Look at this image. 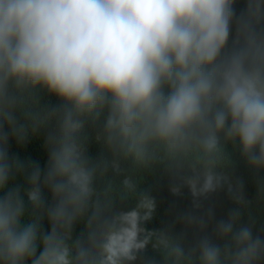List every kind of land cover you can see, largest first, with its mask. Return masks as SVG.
<instances>
[{
	"label": "clouds",
	"instance_id": "obj_1",
	"mask_svg": "<svg viewBox=\"0 0 264 264\" xmlns=\"http://www.w3.org/2000/svg\"><path fill=\"white\" fill-rule=\"evenodd\" d=\"M233 4L0 0V191L7 188L0 196V264H134L149 245L160 264L264 260V240L252 227L234 229L237 209L215 225L222 244L205 236L186 251L180 239L144 227L156 208L150 194L141 193L134 207H115L135 193L134 176L154 165L174 178L188 170L180 179L195 207L225 184L233 193L219 170L229 143L264 169V0H247L239 17ZM234 22L236 37L225 51ZM38 90L63 103L41 106ZM101 117L96 139L107 155L93 161L81 133L85 119ZM52 122L42 178L38 164L27 172L10 159L6 145L9 135L22 142L28 127L35 132ZM109 171L124 178L106 179ZM26 172L30 188L9 187ZM41 179L54 204L47 208L50 231L38 244V224L24 222V196L42 207ZM183 220L194 222L191 215ZM77 221L85 229L72 240Z\"/></svg>",
	"mask_w": 264,
	"mask_h": 264
},
{
	"label": "trees",
	"instance_id": "obj_2",
	"mask_svg": "<svg viewBox=\"0 0 264 264\" xmlns=\"http://www.w3.org/2000/svg\"><path fill=\"white\" fill-rule=\"evenodd\" d=\"M246 7L247 0H234L233 8L236 17L241 16L246 11ZM235 37L236 24L234 22L225 51L232 48ZM37 95L40 97L41 106L47 105L49 108H53L63 103L57 96L48 94L46 91L38 90ZM102 119L103 117L96 122L85 119V127L81 133L86 146V155L93 161L99 160L101 155H107L102 143L96 139L100 132ZM54 127V122L41 127L35 132L32 131L31 127H28L25 139L22 142H17L14 137L9 135L6 145L9 158L19 159L23 162L27 172L31 171L29 165L38 164L43 178L48 160L45 138ZM4 130L9 131L7 125H5ZM226 152L228 162L219 170L228 177V181L233 188L231 194L228 192V185L225 184L217 191L200 197L199 207H195L194 198L189 187L183 185L180 179V177L190 174L188 170H181L179 175L174 178L162 165H154L152 168L143 170L134 176L137 184L135 193L123 202L118 201L115 207L117 209L134 207L141 193L150 194L155 199L156 208L152 218L145 222L144 227L151 231H164L171 237L180 239L186 251L205 236L211 238L215 243L222 244L223 241L216 237L214 228L219 220H227L229 212L233 209L240 212L239 219L234 223V229L239 230L242 226H251L253 236H259L264 240V192H261V188L264 187V169L252 167L241 154L238 143L236 145L227 144ZM27 172L10 179L9 187L19 184L23 189L30 188L31 186L27 183L26 178ZM123 178V175L114 176L111 171L106 177V179H115L117 183L122 181ZM173 184L182 185L179 194H174L171 191ZM102 185L103 181L97 180V186ZM40 187L43 200L42 207H33L27 200V196H24L26 202L24 222L35 221L38 224V244L42 234L50 231L51 225L47 217V208L54 204L51 190L43 185L42 179ZM6 192L7 188L0 191V196L6 194ZM233 195L241 197L240 202L234 200ZM187 215L194 218V222L190 225L183 220V217ZM202 221L203 223H201ZM84 229L85 222L77 221L72 228V240L79 238ZM40 250L38 247L37 254ZM141 257L142 259L138 258L134 264H150V262L160 264L161 262L160 253L154 250L151 245L141 254ZM25 264H31V260H26ZM259 264H264V260H261Z\"/></svg>",
	"mask_w": 264,
	"mask_h": 264
}]
</instances>
